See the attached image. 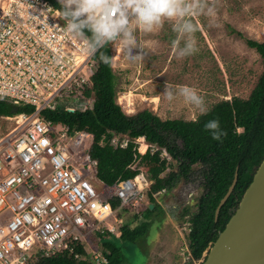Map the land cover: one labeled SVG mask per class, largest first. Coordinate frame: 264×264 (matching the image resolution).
I'll return each instance as SVG.
<instances>
[{
	"label": "built area",
	"instance_id": "built-area-1",
	"mask_svg": "<svg viewBox=\"0 0 264 264\" xmlns=\"http://www.w3.org/2000/svg\"><path fill=\"white\" fill-rule=\"evenodd\" d=\"M64 27L48 0H0V101L34 108L2 117L11 126L0 133V264H41L59 255L107 264L96 235L121 234L118 211L138 207L152 186L146 178L139 184L141 173L113 186L99 181L89 154L93 137L43 116L94 106L98 61L88 41ZM112 143L127 147L118 137Z\"/></svg>",
	"mask_w": 264,
	"mask_h": 264
},
{
	"label": "trees",
	"instance_id": "trees-1",
	"mask_svg": "<svg viewBox=\"0 0 264 264\" xmlns=\"http://www.w3.org/2000/svg\"><path fill=\"white\" fill-rule=\"evenodd\" d=\"M48 1L60 11L58 0ZM86 34L90 35L87 31ZM247 45L260 55L264 66V41L248 40ZM102 51L112 57L109 44ZM95 58L98 70L93 78V108L85 112H44L43 116L55 125L69 127L70 133L86 132L93 137L88 144L90 157L97 162L96 178L109 186L120 180L134 179L140 175L141 166H151L152 186L147 197L150 196L152 203L153 196L159 192L171 191L181 180H191L195 167L200 166L204 193L198 199L191 233L192 252L199 259L209 244L216 242L218 232L225 229L264 160V71L247 100L234 97L222 101L193 121L163 120L150 110L126 114L117 103V78L112 64L101 63L98 53ZM26 107L21 106L17 113H25ZM13 109L10 103L0 101V117H12ZM213 119L219 120L221 128L227 132L222 141L213 140L204 129L205 122ZM118 136L120 142L127 140V147H114L112 141ZM136 140L140 152L143 142L149 145L144 155L138 152ZM236 173V186L216 221L217 207L229 191ZM110 202L113 208L120 204L117 199ZM146 208L150 213V208ZM146 231L145 223L134 228L125 225L120 239L134 243ZM102 245L106 248L103 252L108 264H122L120 247L111 242ZM77 252L87 256L82 246ZM41 264L91 263L59 255L45 259Z\"/></svg>",
	"mask_w": 264,
	"mask_h": 264
},
{
	"label": "rangeland",
	"instance_id": "rangeland-1",
	"mask_svg": "<svg viewBox=\"0 0 264 264\" xmlns=\"http://www.w3.org/2000/svg\"><path fill=\"white\" fill-rule=\"evenodd\" d=\"M209 6L214 7L217 26L210 27L209 18L199 12H196V19L189 18L199 26V31L195 33L198 52L193 56L177 59L171 46L175 34L169 22H165L162 28L153 33H145L131 22L137 46L133 54H144L142 61L129 60L119 41L109 43L113 57L112 70L117 78V103L126 114L135 115L150 110L163 120L185 121L196 120L202 115L182 97L167 101L163 94L166 82L173 88L188 86L195 89L204 98L208 111L216 104L234 97L249 99L264 66L260 55L248 47L247 41H264V0H215ZM25 109L27 114L33 112L31 106ZM10 114L14 116V113ZM10 126V122L0 117V133ZM136 144L142 155L149 149V145L143 142L141 153L138 140ZM150 168L148 165L141 166L139 173L144 176L137 178L139 184L145 178L151 181ZM200 171V166L195 167L191 180H181L168 195L160 199L163 207L157 204L155 197L152 203L146 193L145 200L138 207L118 211L117 217L123 222L122 228L125 225L134 228L142 223L147 224L146 236L155 237L150 250L146 249V239L141 244L125 242L117 238L120 232L117 235L106 233L103 242L97 234L95 243L101 250L105 248L102 243L116 244L122 249L124 264H145L148 259L147 250L150 251L151 264H202L201 261L192 262L188 259L189 238L187 231L183 230L185 216L182 217L183 208H189L188 217L198 209V199L204 193ZM191 192L192 197L187 199ZM187 200L189 203H186ZM147 204H157L159 207L149 213ZM114 225L116 230L120 226ZM165 244L177 253L175 257L170 250H166ZM86 252L88 254L90 250Z\"/></svg>",
	"mask_w": 264,
	"mask_h": 264
},
{
	"label": "clouds",
	"instance_id": "clouds-1",
	"mask_svg": "<svg viewBox=\"0 0 264 264\" xmlns=\"http://www.w3.org/2000/svg\"><path fill=\"white\" fill-rule=\"evenodd\" d=\"M59 3L61 19L65 21L64 30L81 40H87L89 50L93 54L98 53L100 62L104 64H111L113 57L102 49L116 41L120 42L129 60H144V54H133L137 46L131 22L145 33L158 31L165 22L171 23L175 34L171 46L177 59L198 52L195 33L199 31V26L188 18L194 11L208 17L210 27L217 26L214 7L209 6L208 0H59ZM163 94L169 102L182 97L201 114L208 111L204 98L191 87L173 88L166 82ZM204 129L216 141H222L227 136L217 119L206 121Z\"/></svg>",
	"mask_w": 264,
	"mask_h": 264
},
{
	"label": "water",
	"instance_id": "water-1",
	"mask_svg": "<svg viewBox=\"0 0 264 264\" xmlns=\"http://www.w3.org/2000/svg\"><path fill=\"white\" fill-rule=\"evenodd\" d=\"M18 111L16 107L12 110L13 113ZM237 180L236 173L229 191L217 207L216 219ZM204 264H264V160L235 213L209 250Z\"/></svg>",
	"mask_w": 264,
	"mask_h": 264
},
{
	"label": "flooded vegetation",
	"instance_id": "flooded-vegetation-1",
	"mask_svg": "<svg viewBox=\"0 0 264 264\" xmlns=\"http://www.w3.org/2000/svg\"><path fill=\"white\" fill-rule=\"evenodd\" d=\"M170 193V191H168V192H166V191H164V192H161L160 194H158L155 198H156V200L158 201V205L160 206V207H163V205H162V203L160 202V199H162V198H164L166 195H168ZM188 194V193H187ZM187 194H185V198H186V195ZM190 197H192V192L191 193H189V195H188V198L187 199H189ZM186 203H189V201L187 200V202ZM154 205V204H147V206L150 208V210H153L154 211V209H155V206H157V207H159L158 205ZM146 206V207H147ZM183 214H182V217H184L185 216V226H184V228H183V230H185V231H187L186 233H187V235H188V238H189V243H188V250H187V256H188V259H190L192 262H195V261H201L202 262V264H204V262H205V260H206V258H207V256H208V254H209V250L211 249V247L213 246V244L215 243H213V242H211L210 244H209V247L205 250V251H203V253H202V255H201V257L199 258V259H196L195 258V256H194V254H193V252H192V241H191V233H192V231H193V226H194V218H193V215H194V213L193 212H191V215L188 217L187 215H189V208H183ZM219 217V216H218ZM218 217H217V219H218ZM217 219H216V213H215V220L217 221ZM147 225V224H146ZM147 230H148V226H147ZM219 234H220V232H218ZM146 234H147V231H146ZM146 234L143 236V237H141V238H139L136 242H134V244H141V242L144 240V239H146L145 241H146V249H148V250H150V247H151V245L153 244V243H155V241H154V238L155 237H153V238H148V236H146ZM121 235H122V232H121V234L119 235V236H117V238L118 239H120V237H121ZM121 240V239H120ZM125 242H128V241H125ZM130 243H133V242H130ZM158 243H162V242H158ZM164 247H166V250H170V246H168V245H166L165 244V246ZM184 247H187V245L186 246H182V248H184ZM144 248V247H143ZM147 250V262L145 263V264H151V262H150V251H148ZM171 252V255L173 256V254H174V256L173 257H175L176 255H177V253L175 252V251H172V250H170ZM109 263V260H108V262H107V264ZM122 264H124V258H123V262H122Z\"/></svg>",
	"mask_w": 264,
	"mask_h": 264
},
{
	"label": "bare ground",
	"instance_id": "bare-ground-1",
	"mask_svg": "<svg viewBox=\"0 0 264 264\" xmlns=\"http://www.w3.org/2000/svg\"><path fill=\"white\" fill-rule=\"evenodd\" d=\"M156 100V99H155Z\"/></svg>",
	"mask_w": 264,
	"mask_h": 264
}]
</instances>
